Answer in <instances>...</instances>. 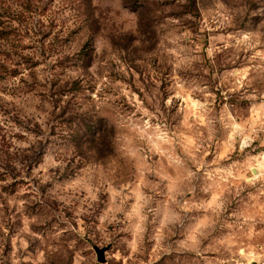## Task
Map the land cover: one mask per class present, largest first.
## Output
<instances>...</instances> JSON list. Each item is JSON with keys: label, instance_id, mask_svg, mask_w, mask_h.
I'll return each mask as SVG.
<instances>
[{"label": "rangeland", "instance_id": "374dc122", "mask_svg": "<svg viewBox=\"0 0 264 264\" xmlns=\"http://www.w3.org/2000/svg\"><path fill=\"white\" fill-rule=\"evenodd\" d=\"M0 179V264H264V0H0Z\"/></svg>", "mask_w": 264, "mask_h": 264}, {"label": "water", "instance_id": "95a60500", "mask_svg": "<svg viewBox=\"0 0 264 264\" xmlns=\"http://www.w3.org/2000/svg\"><path fill=\"white\" fill-rule=\"evenodd\" d=\"M96 252H97V259L100 263H105L106 257H105V252L106 248H98L96 247Z\"/></svg>", "mask_w": 264, "mask_h": 264}, {"label": "trees", "instance_id": "16d2710c", "mask_svg": "<svg viewBox=\"0 0 264 264\" xmlns=\"http://www.w3.org/2000/svg\"><path fill=\"white\" fill-rule=\"evenodd\" d=\"M4 177H6V176H4ZM3 179H0V181H2Z\"/></svg>", "mask_w": 264, "mask_h": 264}]
</instances>
